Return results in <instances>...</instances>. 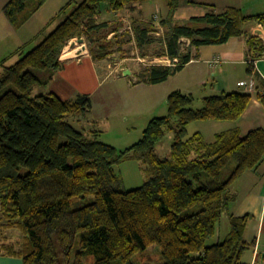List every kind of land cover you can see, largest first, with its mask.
<instances>
[{"label":"trees","instance_id":"16d2710c","mask_svg":"<svg viewBox=\"0 0 264 264\" xmlns=\"http://www.w3.org/2000/svg\"><path fill=\"white\" fill-rule=\"evenodd\" d=\"M46 1L10 0L3 14L17 29ZM76 1L60 10L52 20L58 24L32 50L14 53L21 57L12 65L0 61L1 250L22 264H134L135 255L156 246L160 264H241L242 254L254 244L245 240L250 217L229 213L234 200L230 186L264 160V128L241 138L234 126L207 142L199 132L188 135L187 126L199 121L237 124L251 96L222 92L203 97L201 107L193 108L191 94L173 91L166 115L151 119L138 142L123 150L101 142L99 132L74 122L91 109L89 96L62 101L52 93L33 96V91L52 82L68 42L92 32L116 34L111 24L97 23L102 3L108 12H119L149 0ZM166 1L167 14L159 24L133 20L131 31L142 58L158 46L157 57L178 63L150 65L137 83H163L197 59L194 51L200 47L235 37L244 38L252 59L247 74L254 75L253 61L264 57V41L245 27L264 26V14L245 16L229 7L177 22L178 0ZM159 30L163 33L157 38ZM111 43L96 41L89 49L92 59L111 57ZM256 98L264 107V96ZM167 133L172 135L169 154L161 159L156 146ZM125 159L144 166L145 181L129 191L121 190L115 172ZM73 199L86 203L74 207ZM223 214L229 230L217 240ZM14 230L21 235L17 245L6 236Z\"/></svg>","mask_w":264,"mask_h":264},{"label":"crops","instance_id":"0c3cea01","mask_svg":"<svg viewBox=\"0 0 264 264\" xmlns=\"http://www.w3.org/2000/svg\"><path fill=\"white\" fill-rule=\"evenodd\" d=\"M9 1L0 0V61L8 59L7 64L12 57L15 56L17 60L21 57L20 54L14 55L17 51L22 50L21 54H25L32 50L58 24V21L52 23L56 16L55 12L47 13L48 4L51 1L47 0L26 23L16 29L3 14V8ZM150 1L152 4L155 3V6L149 3ZM150 1L134 4L119 12H110L106 21L97 19V23L111 24L125 16V13H128V16L133 20L148 21L152 16H157L149 14L154 7L160 11V17L163 19L167 14V1L165 0V11L160 5L162 2ZM263 1L178 0L179 4L173 18L177 22H184L193 17H202L210 10L219 13L229 7L238 9L245 16L260 15L264 12H255L254 5L256 2ZM41 11L48 14L41 20L44 25L43 29L41 24L35 25L33 22L34 17ZM28 25H32L30 27L34 30L37 28V31L30 32L29 29H24ZM245 28L253 36L259 29L263 36L264 26L250 24ZM21 30L26 31H22L21 35L19 33ZM194 53L198 55L197 59L191 60L180 72L156 85L139 84L136 80L132 83H121L119 79H113L115 80L113 81L112 75L117 73L118 68L115 61H118L119 64V61H122L120 58L109 57L96 61L92 59L88 50H82L80 54L69 57L62 54L59 58L62 64L61 69L55 74L52 82L39 90V93H52L62 101L74 99L77 95L89 96L91 109L82 119H76L74 122L79 128L86 131L99 132L100 141L101 137H109L110 140L107 144L116 149L118 148L114 146L115 143L129 139L128 135L131 134L137 120L143 121V118L151 120L153 119L150 118L152 113L158 110L159 105L166 106V99L173 91H180L192 96L199 91H203L205 96L217 95L222 92H237L251 96L250 104L237 124L228 121L195 122L197 124L195 125L196 131L203 137L206 134L214 137L218 133L237 126L240 137L244 138L252 130L264 128V107L256 98L257 94L264 96V57L253 61L254 75L250 76L247 74V66L252 59L248 54L244 38H231L223 45L203 46ZM215 59L219 63L217 67L212 68L211 64ZM128 70L130 71L129 68ZM208 85H210L209 88H207ZM162 113L160 112L158 115L163 117ZM124 117H130L133 122L129 123L128 119ZM144 124L145 121L140 124V127ZM168 154L169 152L164 154L163 158H166ZM160 158L162 159V157ZM230 192L233 194L234 200L230 204L229 213L235 217H250L245 240L254 244L248 249L250 257H245V251L240 258V263L264 264V160L256 169L246 172L232 183ZM7 234L8 243H13ZM223 238L218 235L217 240ZM1 246L0 242V264H22L19 258L5 255Z\"/></svg>","mask_w":264,"mask_h":264},{"label":"rangeland","instance_id":"374dc122","mask_svg":"<svg viewBox=\"0 0 264 264\" xmlns=\"http://www.w3.org/2000/svg\"><path fill=\"white\" fill-rule=\"evenodd\" d=\"M71 0H67V1H61V0H51L48 4V8H47V13L49 11H53L55 12V15H59L60 10ZM82 0H77L76 2H80ZM150 1V0H149ZM154 1V0H153ZM159 3H161V7L163 8V10L165 11V0H156ZM263 1V0H260ZM149 3L152 4V1H150ZM106 3H102L100 5V9H99V13L96 17V19H101V21H106L109 18V14H111L110 12H108L106 9ZM153 6H155V3L152 4ZM159 6V4H158ZM255 8V12H264V1L263 2H256V5H254ZM262 10V11H261ZM46 13L45 11H41L40 14H37L34 18L35 20H33V22L35 23V25L41 24V28L43 29L44 25L43 22L41 20H43V18H45L46 16H48V14H44ZM150 15H157V18L155 20L154 16H152V18L148 21H153L155 24H159L160 20H161V13L160 11H157L154 7V9L151 11V13H149ZM257 14V13H256ZM149 15V16H150ZM132 21L133 18H131L130 16H128V13H125V16L121 17L120 19L116 20L115 22H112L111 25V29H116L117 32L116 34H109L108 36L106 35L107 31H102V32H92L89 33L86 36H83L82 38H76L71 40L70 42H68V44L64 47V49L61 52V55L63 54L64 56L67 55L68 57L71 55H78L81 53V51H85L88 50L89 53V49L91 47L94 46V43L96 41H110L111 43V47H112V56L111 57H115V58H120L119 61V65L122 63H125L127 65V68L130 69L131 71V75L128 77H123L121 75H117V74H113L112 75V80L113 79H119L121 81V83H132L133 81H137L138 79V72H142L146 67L153 65V63H164V60L162 58L164 57H157L155 55V50L158 48V46H153L150 49V56L144 57L142 58L140 55V51L137 49L134 39H133V35H132V31H131V26H132ZM252 25H255V23H251ZM32 25H28L26 26L24 29L28 30L30 32L33 31H37L35 28L32 29L31 27ZM26 30H21V35H22V31H26ZM162 31L159 30V33L156 34L155 37L159 38L162 36ZM20 35V34H18ZM258 37V36H257ZM261 38V37H260ZM82 39V42H78V40ZM264 41V33L263 36L261 38ZM188 46V43H186L184 45V49H186ZM90 54V53H89ZM60 55V56H61ZM126 61H123L125 60ZM17 61V58L14 56L9 60V64L8 65H12ZM156 61V62H155ZM115 81V80H113ZM140 84V83H139ZM210 85L207 86V88H209ZM42 88L38 87L33 91V96L38 95L39 94V90H41ZM204 93L203 91H199L196 95H194V103L192 105L193 108H200L201 107V101L202 98L204 97ZM160 112H163L162 114H164V116L167 113V106H164V104H162L161 106L159 105L158 110H156L155 112L152 113L150 118H156V117H160L158 114H160ZM165 112V113H164ZM125 119H128L129 123L133 122L132 119H130V117H124ZM145 121V124L140 127V124H142V122ZM150 120L149 119H144L143 121H138L136 125L133 126V129L131 131V134L128 135L130 136L128 140H124V141H120V143H115L114 146H116L118 148V150H123L133 144H135L136 142L139 141V139L142 136V132L144 131L145 127L147 126L148 122ZM147 122V123H146ZM195 125H197L195 122L194 124H191L189 126H187V133L188 135H192L193 133H196V129ZM171 139H172V135L170 133L165 134L157 143L156 146V153L159 157L164 156V154H166L167 152H169V147L171 144ZM214 139V137L210 134H206L204 137V140L207 142H212ZM109 137L104 136L101 137V142L103 143H108L109 142ZM112 146V145H111ZM144 166L134 160L131 159H125L122 163H120L118 166L115 167V172L116 174L120 177L121 179V190L123 191H129V190H133L135 188L140 187L143 182L145 181V174L143 171ZM231 168V166H230ZM20 173L23 175L25 174V170L22 169L20 171ZM92 198H90L89 200H91ZM73 206L74 207H78L81 206L83 204L86 203V201L84 200H80V199H73ZM229 229V223H228V219L226 218V214H223L220 218V221L218 223L217 226V234L220 235L221 238L225 237V235L227 234ZM8 237H11V240L13 241V243H20L21 242V235L18 231L14 230V231H9L7 232ZM217 235V236H218ZM246 254V258L250 257V250H246L245 252ZM160 250L156 247V246H151L150 248L147 249V251L139 253L137 255H135L132 258V262L134 264H160ZM242 262H245L244 260H242Z\"/></svg>","mask_w":264,"mask_h":264},{"label":"built area","instance_id":"2783aa9c","mask_svg":"<svg viewBox=\"0 0 264 264\" xmlns=\"http://www.w3.org/2000/svg\"><path fill=\"white\" fill-rule=\"evenodd\" d=\"M154 18H155V20H156L157 16H155ZM259 26H261V25H259ZM255 34H256L255 36H258V37H261V38H262V35H261V32H260L259 29H257V30L255 31ZM78 42H82V39L78 40ZM162 59L164 60V63H161V64H160V63H153V65L175 66V65L178 63L177 59L170 60V59H168L167 57H164V58H162ZM155 62H156V61H155ZM218 63H219V61H218L217 59H215V60L212 62L211 67H212V68L217 67V66H218ZM116 65L119 66L118 63H116ZM250 86H251V85H250Z\"/></svg>","mask_w":264,"mask_h":264},{"label":"water","instance_id":"95a60500","mask_svg":"<svg viewBox=\"0 0 264 264\" xmlns=\"http://www.w3.org/2000/svg\"><path fill=\"white\" fill-rule=\"evenodd\" d=\"M115 63H118V61H115ZM116 74L123 77H128L131 75V72L128 70L127 65L125 63H122L118 66Z\"/></svg>","mask_w":264,"mask_h":264}]
</instances>
